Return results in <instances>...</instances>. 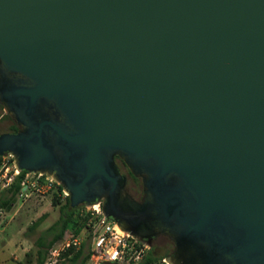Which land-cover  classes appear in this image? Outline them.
I'll list each match as a JSON object with an SVG mask.
<instances>
[{
	"label": "water",
	"instance_id": "95a60500",
	"mask_svg": "<svg viewBox=\"0 0 264 264\" xmlns=\"http://www.w3.org/2000/svg\"><path fill=\"white\" fill-rule=\"evenodd\" d=\"M0 106V156L70 208L168 264H264V0H0Z\"/></svg>",
	"mask_w": 264,
	"mask_h": 264
},
{
	"label": "built area",
	"instance_id": "2783aa9c",
	"mask_svg": "<svg viewBox=\"0 0 264 264\" xmlns=\"http://www.w3.org/2000/svg\"><path fill=\"white\" fill-rule=\"evenodd\" d=\"M9 154L0 156V192L8 189L15 177L20 173ZM20 189L17 197L25 198L31 194L46 195L57 192L58 183L49 175L26 172L20 179ZM58 195L65 196L61 189ZM83 214L87 216L86 227L91 240L89 260L91 264L113 262L119 264H138L142 262L150 248L134 236L121 230L118 225L105 216L101 209V202L92 205H80ZM4 209L0 207V218ZM81 239L73 231L66 229L62 237L48 249L43 264H56L63 254L70 248H80ZM147 264H168L165 257H161Z\"/></svg>",
	"mask_w": 264,
	"mask_h": 264
},
{
	"label": "rangeland",
	"instance_id": "374dc122",
	"mask_svg": "<svg viewBox=\"0 0 264 264\" xmlns=\"http://www.w3.org/2000/svg\"><path fill=\"white\" fill-rule=\"evenodd\" d=\"M0 106V131L7 129L14 123ZM116 163L126 178V191L135 199L142 196L141 180L137 177L134 180L127 168L119 160ZM48 193L46 195L31 194L28 197H17L9 211L4 209V214L0 218V264H37L35 240L46 228L59 219L61 216L60 207L65 204L66 198L63 195ZM1 194V192H0ZM57 199V200H56ZM74 217L83 214L82 207L75 208ZM36 222L34 229L29 227ZM68 230L73 231L72 228ZM74 232V231H73ZM89 229L83 226L78 236L91 247V240L88 235ZM81 246V245H80ZM74 250V249H73ZM88 247H84L86 253ZM151 250L157 257H166L173 250V242L167 236L159 235L153 242ZM70 255L62 256L56 264H71ZM78 264V263H77ZM86 264H91L88 259ZM101 264H119L113 262H103Z\"/></svg>",
	"mask_w": 264,
	"mask_h": 264
},
{
	"label": "trees",
	"instance_id": "16d2710c",
	"mask_svg": "<svg viewBox=\"0 0 264 264\" xmlns=\"http://www.w3.org/2000/svg\"><path fill=\"white\" fill-rule=\"evenodd\" d=\"M6 117H9L7 114H5ZM17 129V125L12 123L7 127L5 130H1V132H15ZM116 160H119L117 157ZM119 162L125 166L122 161L119 160ZM128 171V170H127ZM25 171H21L14 179L12 184L8 189H5L0 194V207L5 209L6 211H9L12 207V205L17 200L18 192L20 189V179L23 176ZM130 174V173H129ZM131 175V174H130ZM131 177L136 180L137 177H134L131 175ZM61 186L58 185L57 192L61 193ZM53 194L57 195L55 191ZM66 202L64 205L60 207L61 216L57 221H55L53 224H51L48 228H46L35 240V246H36V263L37 264H43L46 258L47 251L49 247L56 241H58L64 231L68 228H72V230L78 234L80 229L83 226H86V215H77V218L74 217L75 208H70L69 206V199L68 196L65 195ZM57 200V199H56ZM77 208V207H76ZM36 226V222L32 223V225L29 227L30 230L34 229ZM70 255V262L71 264H85V262L89 259L90 251H88L86 254L83 252V246L77 250L73 251V248L68 249L63 256ZM161 257H157L153 251H148L145 259L138 263V264H147L149 262L155 261Z\"/></svg>",
	"mask_w": 264,
	"mask_h": 264
},
{
	"label": "crops",
	"instance_id": "0c3cea01",
	"mask_svg": "<svg viewBox=\"0 0 264 264\" xmlns=\"http://www.w3.org/2000/svg\"><path fill=\"white\" fill-rule=\"evenodd\" d=\"M90 238V237H89ZM87 241H83L82 242V244H81V246H80V248L83 246V252H84V247H88V250H87V252L89 251V249H90V245H88L87 243H86ZM79 248V249H80ZM79 249H77V250H79ZM77 250H73V251H77ZM86 252V253H87ZM86 253H84V254H86ZM87 262V261H86ZM86 262H85V264H86Z\"/></svg>",
	"mask_w": 264,
	"mask_h": 264
},
{
	"label": "flooded vegetation",
	"instance_id": "af4514ba",
	"mask_svg": "<svg viewBox=\"0 0 264 264\" xmlns=\"http://www.w3.org/2000/svg\"><path fill=\"white\" fill-rule=\"evenodd\" d=\"M157 237H158V236H157ZM157 237H155V238L153 239V241H154Z\"/></svg>",
	"mask_w": 264,
	"mask_h": 264
}]
</instances>
